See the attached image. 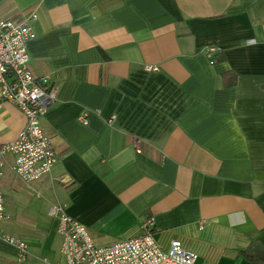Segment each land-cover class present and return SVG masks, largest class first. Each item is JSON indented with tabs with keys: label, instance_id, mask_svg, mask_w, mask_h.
<instances>
[{
	"label": "crops",
	"instance_id": "0c3cea01",
	"mask_svg": "<svg viewBox=\"0 0 264 264\" xmlns=\"http://www.w3.org/2000/svg\"><path fill=\"white\" fill-rule=\"evenodd\" d=\"M29 11V68L57 86L40 119L57 161L24 182L4 157L3 232L28 264L61 259L54 205L98 247L152 216L164 249L180 240L195 264H249L238 251L264 245V0H0V18ZM24 125L3 104L0 145ZM16 256L0 238V264Z\"/></svg>",
	"mask_w": 264,
	"mask_h": 264
},
{
	"label": "built area",
	"instance_id": "2783aa9c",
	"mask_svg": "<svg viewBox=\"0 0 264 264\" xmlns=\"http://www.w3.org/2000/svg\"><path fill=\"white\" fill-rule=\"evenodd\" d=\"M35 11L22 13L17 19L0 18V107L11 104L25 117V125L12 142L0 145V180L4 157L13 156V171L24 182H33L51 171L57 161L50 138L42 130L40 119L55 101L57 86L49 73L35 76L29 68L26 44L33 37ZM215 49L204 53L214 62ZM155 71V66H145ZM115 119L111 117V121ZM80 120L86 123L81 117ZM50 214L57 219V232L62 238L61 259L49 264H195L198 256L186 249L180 240H171L162 248L154 238L155 220H142L143 233L106 247L95 246L85 226L69 216L64 207L54 205ZM4 197L0 188V238L15 246L18 264H28L25 242L3 232Z\"/></svg>",
	"mask_w": 264,
	"mask_h": 264
},
{
	"label": "trees",
	"instance_id": "16d2710c",
	"mask_svg": "<svg viewBox=\"0 0 264 264\" xmlns=\"http://www.w3.org/2000/svg\"><path fill=\"white\" fill-rule=\"evenodd\" d=\"M223 57L220 54L214 55V61L220 62ZM225 87H233L236 84V75L232 72H224L221 75ZM238 253L248 261L249 264H264V245L260 243H250Z\"/></svg>",
	"mask_w": 264,
	"mask_h": 264
}]
</instances>
